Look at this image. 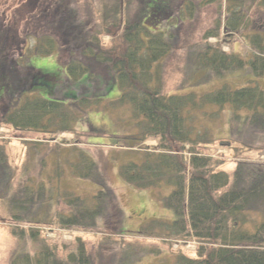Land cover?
<instances>
[{
    "label": "trees",
    "instance_id": "16d2710c",
    "mask_svg": "<svg viewBox=\"0 0 264 264\" xmlns=\"http://www.w3.org/2000/svg\"><path fill=\"white\" fill-rule=\"evenodd\" d=\"M87 5L88 17L81 13L78 0H26L22 17L21 12L20 17L13 14L10 24L0 15V125L55 137L76 131L72 124L77 117L67 107L69 100L84 112L106 99L111 109L126 108L134 120L128 122L133 131L114 134L115 143H126L135 156L139 150L133 146L157 138L165 150L129 157L119 164V174L138 189L162 182L170 186L169 193L158 199L174 214L171 220L154 218L143 223L140 233L160 237L169 245L194 240L197 247L192 255L168 245L177 253L175 264H264V162L242 157L264 142V88L257 80L264 76V31L259 25L254 28L250 16L254 8L264 12V0H124V4L122 0H89ZM207 5L216 9L212 26L199 41L187 44L193 74L217 79L237 73L251 76L240 86L223 81L200 94L193 90L171 93L165 89V60L183 50L181 27ZM221 33L239 35L247 53L233 47L226 53L220 42L208 41ZM104 35L111 37L108 43ZM33 38L29 51L46 56L57 52L60 71L43 73L24 61L20 49ZM114 89L117 94L109 98ZM227 107L231 137L210 139L202 121L218 117ZM215 141L232 149L238 159L231 170L222 168L223 159L195 148ZM6 142L0 140V199H9L15 173ZM44 144L32 142L35 147ZM185 145L190 146L187 163L174 152L175 147L183 151ZM73 147L76 159H66L67 165L75 166L80 176L94 177L99 189L84 197L58 190L55 200L66 210L46 214L38 209L48 200L45 185L25 184L20 197L14 194L10 200L8 213L14 224H5L20 238L10 264H137L140 251L136 252L135 243L132 250L129 244L120 252L115 248L116 240L126 236L124 211L116 194L96 172L92 158ZM35 219L77 234L69 241L48 240L34 227ZM18 221L28 228H21ZM80 232L100 235L99 250L91 254Z\"/></svg>",
    "mask_w": 264,
    "mask_h": 264
},
{
    "label": "rangeland",
    "instance_id": "374dc122",
    "mask_svg": "<svg viewBox=\"0 0 264 264\" xmlns=\"http://www.w3.org/2000/svg\"><path fill=\"white\" fill-rule=\"evenodd\" d=\"M89 0H78L79 5L82 7L81 13L88 17L89 7L87 2ZM26 0H0V15L4 18L5 22L10 24L13 19V14L21 17L23 13V6ZM124 4V0H122ZM264 12L260 9L254 8L251 11V21H253L254 28L262 26L264 31ZM0 17V20H2ZM216 17V9L214 5H207L201 7L195 14L191 21H186L181 27L180 47L183 48L181 51H177L175 55L165 60L164 70V82L165 89L169 92H187L190 90L200 94L205 91H211L216 87L220 86L223 81H227L233 86L244 85L245 81L251 76L247 73H237L235 75H226L225 78L217 79L214 76H202L193 74V69L190 68L191 62L188 57L186 50L190 44L199 41L202 33L208 27L212 26L213 20ZM22 37L20 34L18 38ZM111 37L108 35L103 36V41L109 42ZM228 40L226 42L225 40ZM183 41V42H182ZM210 43L220 42L221 48L224 52L228 53L232 51V47L242 54H246V47L244 41L239 35H233L231 37L225 36L221 33L219 37H211L208 39ZM34 42V38L27 40L22 48L20 54L24 55V61L32 66L34 69L43 73H53L60 71V64L58 59V53H52L50 55H37L29 51V47ZM249 53V52H248ZM22 60V59H21ZM212 75V74H211ZM201 77V78H200ZM200 78L199 83H194V80ZM249 80V79H248ZM258 84L261 88H264V76L257 79ZM193 84V85H192ZM198 84V85H195ZM45 92L43 89L41 90ZM37 93H33L35 96ZM117 91L114 89L109 94V98L115 96ZM108 99L101 102L98 106L87 109L84 112L77 104L69 100L67 107L72 110L77 117V120L72 124V127L76 130L73 132H59L55 135L56 140L52 141L50 138L53 136L50 134H41L34 131H15L7 127L0 125V140H7L9 142V155L10 163L15 166V173L10 182V193L9 199H0V264H10V258L13 253L18 250L20 246V238L15 237L11 233V227L7 225H13L14 221L11 220L8 209H10V200L14 194L17 198L20 197V190H22L25 184L35 185L40 182L45 185L46 192L45 196L48 197L42 202L43 205L39 206L41 213H51L55 210L65 211L66 207L64 204L57 203L55 195L57 191L60 192H72L80 194L81 196H89L97 192L99 186L95 183L94 177L80 176L76 171L75 166H69L66 163V159L75 161L76 156L71 153L73 146H78L84 150L96 163L97 173L105 178L107 185L111 187L113 192L118 198V202L124 211V225L126 236L120 237L116 240L115 248L120 252L126 244H129L130 249L139 247L136 252H139L137 264H175L176 252H172L169 248V244H164L160 237L154 238L152 235H144L140 233V226L154 218L163 220H171L174 218V214L168 208L162 206L161 201L158 199L159 196L166 195L170 191V186L162 182L158 187L138 189L134 185L127 183L123 177L119 174L118 168L122 161L127 160L129 157L136 159V156L141 153H158L162 152L163 148L159 147V140L157 138H150L146 141L140 142L132 147L133 150L137 151L134 156L130 151L127 144L120 141L115 143L114 134H127L133 130L129 127L128 122L130 113L127 112L126 108L114 110L109 108L107 104ZM213 111V110H212ZM205 124L207 130V137L210 139H224L226 141L230 134V109L223 108L219 112L218 117H213L202 121ZM131 123V122H130ZM198 122L197 124H199ZM201 130L205 127L197 125ZM247 137L252 139L250 131L246 133ZM44 141L47 144L44 146H33V141ZM60 146L57 150L55 146ZM257 147H253L252 150L246 151L242 156L244 159H250L252 161L264 162V142L257 144ZM54 146V148H53ZM40 147V148H39ZM190 146L185 145L183 151H179L175 147L174 152L180 155V158L187 163L190 157L187 149ZM196 150L200 151L206 156H210L213 159H223V169L228 171L234 167L238 159L234 156L232 149L228 147L219 146L217 141L213 143H207L205 145H197ZM141 152V153H140ZM75 156V157H74ZM182 156V157H181ZM60 166L61 167H57ZM230 168V169H229ZM92 170V176L94 174ZM32 180H34L32 182ZM94 180V181H93ZM50 208V209H49ZM49 209V211H48ZM48 211V212H47ZM40 221H44L43 214L38 215ZM20 219V218H19ZM36 220V219H35ZM4 223V224H3ZM19 226L22 228H28L27 223L18 221ZM34 224L41 226H47L44 231L46 236L54 238L56 235L60 240H66L69 238L66 235V231L59 229V226H51L49 224L39 223L36 221ZM33 224V225H34ZM40 228V227H36ZM54 230L55 234L49 230ZM41 230V229H40ZM161 233H164L160 229ZM77 233V231L75 232ZM70 234V233H69ZM83 236V240L87 245L88 250L91 254H94L96 250L100 248L101 236L88 233L80 232ZM153 234H157L153 232ZM157 237L160 235H156ZM28 243L36 245L29 237H26ZM40 243V242H39ZM171 249H174V242L169 245ZM108 245L104 246L107 249ZM158 248H160L159 251ZM184 252L188 255H192L190 249L183 248ZM17 252V251H16ZM142 252V253H141Z\"/></svg>",
    "mask_w": 264,
    "mask_h": 264
},
{
    "label": "water",
    "instance_id": "95a60500",
    "mask_svg": "<svg viewBox=\"0 0 264 264\" xmlns=\"http://www.w3.org/2000/svg\"><path fill=\"white\" fill-rule=\"evenodd\" d=\"M51 140H52V141H54L55 139H54V138H52Z\"/></svg>",
    "mask_w": 264,
    "mask_h": 264
}]
</instances>
